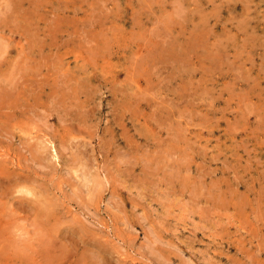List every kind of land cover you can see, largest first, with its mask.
I'll list each match as a JSON object with an SVG mask.
<instances>
[{
    "label": "rangeland",
    "instance_id": "obj_1",
    "mask_svg": "<svg viewBox=\"0 0 264 264\" xmlns=\"http://www.w3.org/2000/svg\"><path fill=\"white\" fill-rule=\"evenodd\" d=\"M0 43V264H264V0H0Z\"/></svg>",
    "mask_w": 264,
    "mask_h": 264
},
{
    "label": "bare ground",
    "instance_id": "obj_2",
    "mask_svg": "<svg viewBox=\"0 0 264 264\" xmlns=\"http://www.w3.org/2000/svg\"><path fill=\"white\" fill-rule=\"evenodd\" d=\"M181 5H182V4H181ZM33 6H34V5H33ZM176 8H177V7H176ZM181 9H182V8H181ZM182 11H183V10H182ZM173 12H174V11H173ZM183 12H184V11H183ZM4 13H5V12H4ZM172 14H173V13H172ZM170 17H171V16H170ZM60 18H61V17H60ZM166 21H167V20H166ZM160 27H161V26H160ZM164 31H165V30H164ZM189 37H190V36H189ZM0 44H1V43H0ZM2 44H3V43H2ZM2 44H1V45H2ZM171 45H172V44H171ZM0 49H1V47H0ZM188 49H189V48H188ZM146 50H147V49H146ZM91 53H92V52H91ZM150 53H151V52H150ZM96 55H97V54H96ZM136 55H137V54H136ZM0 56H1V55H0ZM65 56H66V55H65ZM133 56H134V55H133ZM140 56H141V55H140ZM162 57H163V56H162ZM183 59H184V58H183ZM133 60H134V59H133ZM189 63H190V62H189ZM8 76H9V75H8ZM1 77H2V76H1ZM59 77H60V76H59ZM3 78H6V77H3ZM10 78H11V77H10ZM7 79H9V78H7ZM9 80H10V79H9ZM12 80H14V79H12ZM72 81H73V80H72ZM15 83H16V82H15ZM15 83L13 82L12 84H15ZM17 84H18V83H17ZM14 86H15V85H14ZM9 89H10V88H9ZM1 90H2V89H1ZM2 91H4V90H2ZM14 93H15V92H14ZM21 93H22V92H21ZM8 95L11 96L12 94H8ZM78 95H79V94H78ZM1 97H2V96H1ZM1 97H0V98H1ZM6 108H7V107H6ZM56 156H57V155H56ZM56 156H55V157H56ZM86 180H87V179H86ZM22 207H23V206H22Z\"/></svg>",
    "mask_w": 264,
    "mask_h": 264
}]
</instances>
